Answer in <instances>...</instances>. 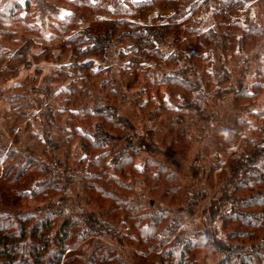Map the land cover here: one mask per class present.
Masks as SVG:
<instances>
[{
  "label": "trees",
  "instance_id": "16d2710c",
  "mask_svg": "<svg viewBox=\"0 0 264 264\" xmlns=\"http://www.w3.org/2000/svg\"><path fill=\"white\" fill-rule=\"evenodd\" d=\"M4 1L0 8L3 23L14 13L21 15L29 3ZM167 1L175 9L173 19L178 20L185 4H178L182 0ZM107 23L108 30L112 24ZM178 24L143 26L147 37L153 36L159 44L149 54L159 53L158 49L167 45L170 31L180 32L182 24ZM230 36L229 48L243 46V36L225 32L222 37L206 35V46L195 43L174 51L173 55L184 57V61L172 56L173 70L164 80L167 94H151L140 84L136 86L133 94L143 114L141 128L119 112L117 93L110 92L111 98L104 99L97 111L91 112L98 122L92 133L82 137L80 146L85 157L78 161V168L72 170L73 164L68 167L73 173L64 180L67 189L58 192L54 180L62 182L63 177L52 173L48 164L37 165V161L35 167L26 165L13 174H3L0 264H108L85 251L65 261L61 258L89 234L100 240L114 238L121 244L122 229L126 231L125 240L137 251L146 255L159 253L155 260L131 252L134 264H198L199 250L205 245L220 255L217 264H264V123L255 132L246 133V115H256L251 107L259 102L260 94L251 91L253 84L244 78L233 81L227 66L217 70L219 77L213 74V80H209L200 72L198 59H194L200 56L201 48L222 58L225 50L220 47ZM142 52H146L144 48ZM133 76L135 82L141 80L139 74ZM135 84L129 83L128 87ZM215 105L223 114L214 109ZM201 121L204 124L200 125ZM159 131L166 134L158 139ZM189 135L203 136L184 175L179 158L189 144ZM231 145L233 152L215 182L214 172ZM7 146L0 135V158L11 155L12 152L5 153ZM142 153L148 157L138 167L135 159ZM133 176H141L152 194L161 189L157 202L146 205L132 196ZM77 179L82 199L97 210L66 203V191ZM53 192L61 196L57 198L61 203L53 200ZM30 199L43 200L45 205L31 210L26 203ZM177 231L173 244L161 251L165 237Z\"/></svg>",
  "mask_w": 264,
  "mask_h": 264
},
{
  "label": "rangeland",
  "instance_id": "374dc122",
  "mask_svg": "<svg viewBox=\"0 0 264 264\" xmlns=\"http://www.w3.org/2000/svg\"><path fill=\"white\" fill-rule=\"evenodd\" d=\"M28 1V8L24 7L19 12L21 15L14 13L9 20L0 22V135L8 145L5 153L12 152L0 158V178L5 173H15L18 167H35L37 161V165L48 164L52 173L63 177L62 182L54 180L58 192L67 189L65 178L72 175L78 161L85 157L80 146L82 137L92 133L98 122L91 112L97 111L100 103L111 98L110 92L115 91L119 112L127 114L141 128L143 114L136 107L133 94L138 89L136 86L140 84L141 89L151 94L157 91L167 94L164 80L173 70L172 56L184 61V57L173 55L174 51L193 47L195 43L206 46L208 34L222 37L228 32L243 36V46L239 44L232 49L228 46L232 37L224 39L220 47L225 50L220 53L222 58L201 48L200 56L194 59H198L200 72L209 80H213V74L219 77L217 70L227 66L233 81L244 78L253 84L250 90L259 93L260 98L251 107L256 115H246L249 121L246 133L251 134L263 125L264 0H182L178 4H185V10L178 20L173 19L175 9L167 0H24L21 3ZM4 4L0 0V8ZM107 22L112 24L108 30ZM174 22L182 24V28L178 26L180 32L170 31L167 45L158 49L159 53L149 54L159 44L153 36L147 37L143 26ZM257 31L258 37L254 35ZM143 48L146 52H142ZM211 63L216 67L211 68ZM134 73L139 74L140 81H134ZM129 83H136L135 87L129 88ZM214 109L223 114L218 106ZM164 134L159 131L156 136L159 139ZM202 136L189 135V144L182 150L179 164L184 175ZM230 147L214 172L215 182L218 171L227 165L233 152ZM147 157L146 153L137 155L136 165L139 167ZM71 164L72 170L68 169ZM141 178H131L132 196L146 205L154 204L161 189L158 194H152ZM78 185V179L70 184L66 203L82 205L88 211L97 210L82 199ZM52 195L54 201L61 203L57 200L61 198L58 193ZM26 203L31 210L45 205L43 200L34 199ZM122 230L121 244L114 238L100 240L97 235L89 234L68 248L61 259L65 261L85 251L108 264H134L129 255L138 249L125 240L126 231ZM178 233L165 237L161 251L173 244ZM147 254L149 259L156 260L159 256L157 251ZM197 259L198 264H217L221 258L210 245H205Z\"/></svg>",
  "mask_w": 264,
  "mask_h": 264
},
{
  "label": "crops",
  "instance_id": "0c3cea01",
  "mask_svg": "<svg viewBox=\"0 0 264 264\" xmlns=\"http://www.w3.org/2000/svg\"><path fill=\"white\" fill-rule=\"evenodd\" d=\"M24 0H20V2H23Z\"/></svg>",
  "mask_w": 264,
  "mask_h": 264
}]
</instances>
